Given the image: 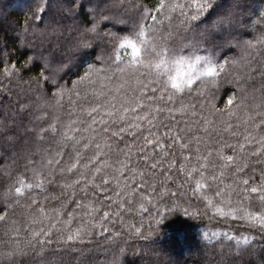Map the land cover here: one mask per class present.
Returning <instances> with one entry per match:
<instances>
[{"label":"trees","instance_id":"16d2710c","mask_svg":"<svg viewBox=\"0 0 264 264\" xmlns=\"http://www.w3.org/2000/svg\"><path fill=\"white\" fill-rule=\"evenodd\" d=\"M160 2L0 0V216L5 217L0 220V264H202L205 256L212 264H261L264 220L217 211L227 213L232 207L264 216L259 195L244 198L236 188L234 169L224 171L222 184L209 180V187L195 192L194 182H186L179 168L185 156L196 163L197 148L202 155L212 150L210 163L217 167L210 166L206 175H219L215 150L221 145L236 146L250 132L254 141L249 151L259 146L264 136V43L259 42L264 37V0H213L214 6L199 14L190 6L193 0H164L184 7L156 11ZM139 26L145 27L149 43L141 46L137 70L121 72L132 57L130 49L118 47L117 39ZM161 50L178 57L211 56L224 71L215 85L199 80L167 105L191 106L185 115L164 112L156 127L140 121L141 127L130 134L128 123L150 109L137 108L127 122L118 119L119 112L128 106V98L140 95L138 80H155L149 65L158 62ZM6 68L13 70L11 75ZM153 87L144 89L145 104L160 95ZM109 110L116 116L109 117ZM204 120L214 121L207 132ZM169 129L173 134L185 129L180 135L190 147L167 149L164 164L153 171L154 160L142 159L153 155L143 137L156 132L171 144V137H165ZM97 143L106 155H96ZM128 153L130 168L137 171L123 169L120 183L134 185L135 191L117 196L116 181L105 185L102 178L116 176L118 161ZM224 153L233 151L225 148ZM172 160L176 165L168 179ZM77 161V168L68 172ZM104 161L109 167L94 174ZM248 163L244 175L259 183L264 162L250 157ZM37 174L44 187L16 197L18 181L35 184ZM224 185L232 189L216 196ZM41 230L47 235L33 237ZM253 248L256 255L251 257Z\"/></svg>","mask_w":264,"mask_h":264},{"label":"snow or ice","instance_id":"6c2138e0","mask_svg":"<svg viewBox=\"0 0 264 264\" xmlns=\"http://www.w3.org/2000/svg\"><path fill=\"white\" fill-rule=\"evenodd\" d=\"M190 6H195L197 8V14L200 12H203L206 9L212 8L213 0H203L201 3L200 0H193V4ZM184 5L181 4H165L164 0H161L159 7L156 9V11H161L166 8L170 9H176V8H183ZM195 18V17H193ZM157 17L155 15H152V20L156 21ZM134 37V38H130ZM260 43H264V37H261L259 39ZM149 43L146 30L144 26H139L138 31H134L131 35H125L122 37H118L117 44L120 49H130L131 50V57L132 59L128 62V65L125 68H121L120 71L124 72L128 69H131L132 71L137 70V62L139 61V54L141 52V46H145ZM251 46V45H250ZM156 55L159 57V61L156 62L154 65H152V68L159 69L162 65L166 67L165 60L170 56V54L166 50H161L160 52H157ZM116 60L120 61L121 57L119 55L116 56ZM205 61L207 65H210L207 67V70L204 73H198L196 76L191 75V70L194 68L195 64ZM184 62V57H180L179 60L176 61V63L179 65L180 63ZM142 64L143 62L140 61ZM146 66V65H145ZM224 65L218 64L214 61V59L211 56H201V55H195V61L191 64H188L189 72L187 75V78H185V74L182 71H179L178 74L181 76V80H177L175 76L170 77V85L166 82L163 86L160 83L159 78L155 80H150L148 83H143L142 81H137V84L139 86V96H134L131 98H128L125 103L128 105L126 107H123L122 111L119 112L118 119L120 121L127 122L128 120V114L132 113L135 114L137 108H149L150 111L144 112L143 115L135 116L134 120L128 123V130L131 134V129H139L141 127L140 121H146L149 127H156V121L159 120V117L162 113L167 112L169 116L172 115L173 112H179L181 115H185L191 106H185L181 105L179 108H169L167 105L169 103H172L174 100V97L177 94H180L184 92L186 89H191L193 85L200 80L201 76L206 78H213L210 80V83L212 85L216 84V77H218L223 71H224ZM12 69H5V72L9 75L12 74ZM155 84L156 87H153L152 91L160 92L159 96H153L148 98V103L145 104L144 100V89L148 88L150 85ZM171 89H175V91H172ZM166 95V99H165ZM157 101H163L164 104L161 105L160 103H156ZM229 104H232L233 101L229 100ZM99 108V105L97 107L91 108L89 110V114L96 112ZM228 115H233V112L231 109L228 110ZM107 115L109 117H115L116 113L112 110H109L107 112ZM95 123V121H93ZM205 127L203 131L207 132L209 129V126L214 125V121L204 120L203 121ZM261 124L264 125V121H261ZM254 127H260V125H254ZM231 128V125L229 124L228 127H226L224 130L228 131ZM126 129L121 127L119 129V133H123ZM107 131V129H105ZM185 131V129H180L176 133L173 134L172 130L169 129L167 133H165V137H171L172 143L167 144L165 142H162L164 137H161L156 132H149L148 136L143 137L144 142L147 146H151L153 148V155L151 157L143 156L142 159L147 162L150 158L154 160L153 163H151V170H155L158 167L162 166L167 159L169 152L167 149H171L174 146H179L181 150H188L190 147V142H186L184 137L180 135V132ZM118 133L113 132L112 135L116 136ZM235 135V133H233ZM65 139H74V137H68L65 136ZM197 144H199L200 139L199 137H195ZM254 141V137H252V134L249 132L248 135H245L243 138V142H239L236 146H233L231 144H223L219 148L215 150V155L217 160L219 161V175H206V170L211 166L213 169L217 167L216 163H210V157L213 155V151L209 150L207 155L199 154V148H197V155L195 157L196 163H191V157L185 156L184 157V163L180 165L179 172L184 174L185 181H193L195 184L194 191L195 192H201L206 187H209L208 181H220V183H223L222 177L224 175L225 170H232L233 176L236 177L235 185L236 188L240 190L242 194H244V198L248 199L251 194H258L259 199L261 201H264V169H261V175L259 177V183H255L253 181V177L251 175L245 176L247 169L249 168L248 160L250 157H256L257 162L261 163L264 162V136H261V139L257 142L258 147L255 149V151H249L248 145ZM85 148L89 147V144L84 145ZM96 147V155L103 156L106 155L102 151V145L97 143L95 145ZM229 148L232 149L233 154L232 155H225L224 149ZM77 156H79V153H77ZM95 159V157H93ZM51 163V161H49ZM77 163H73L70 167H68L66 170L68 172H72L73 169L77 168ZM131 163V154H125L124 160L118 161L119 168L115 169L116 176L114 177H104L102 178L103 184H108L110 180L116 181V187L120 189L116 193L117 196L121 194V192L127 190L128 194L131 195L135 191V186H129L128 184H121L120 183V176L122 173V170L125 168H130ZM176 161L172 160L169 164V176L168 179H171V170L175 168ZM109 167L108 161H104L103 165L101 167H97L94 169L95 173H100L103 169H106ZM130 170L135 174L136 168L131 167ZM139 176L143 180L144 172L140 171ZM194 174H198L195 175ZM37 182L35 184L32 183H25V181L20 180L18 181L19 185L18 187H14V195L16 197H21L25 194V190H30L33 187L35 188H43L45 180L42 178H39V174ZM95 178V175H93V179ZM79 181H75L74 184H78ZM65 187H72V185H65ZM225 189H232V185H224L223 188H220L216 192V196H222ZM235 191V189H233ZM205 199H207V196H205ZM211 203V201H209ZM229 204H231V201H229ZM143 207V205H141ZM95 211V209H93ZM217 211L221 215H233L235 216L239 212H243V216L241 218L247 219L250 221L255 222L257 219L264 220V216L257 214V213H249L247 209H241V208H229V211L226 213L223 211L222 208H217ZM40 214L44 215V210L40 209ZM108 216V213H104V217L106 218ZM5 217L0 216V220H4ZM33 223H37L39 221L33 219ZM262 229H264V224H262ZM139 231V230H137ZM33 237H39L41 235H47V233L44 230H41L40 232H33ZM69 240H72L73 237L69 236ZM41 243H43L41 241ZM244 244H248L249 242L247 239L243 241ZM15 253H7L9 257L14 255ZM24 254V253H19ZM249 255L251 257H254L256 255V250L253 248L251 251H249ZM261 264H264V256L261 257Z\"/></svg>","mask_w":264,"mask_h":264},{"label":"clouds","instance_id":"9594fccd","mask_svg":"<svg viewBox=\"0 0 264 264\" xmlns=\"http://www.w3.org/2000/svg\"><path fill=\"white\" fill-rule=\"evenodd\" d=\"M134 38V37H130ZM180 57L178 56H169L165 60L166 67L162 65L159 69H153L152 65H149V71L151 72L154 79L159 78L161 85L163 86L166 82L170 85V77L175 76L176 79L179 81L181 80V76L178 74L179 71H182L185 74V78H187L189 68L188 64H191L195 61V55H189L184 57V62L180 63L179 65L176 63ZM157 61H159V57L157 56ZM207 65L205 61H201L195 64L194 68L191 70V75L196 76L198 73H204L207 70ZM203 82H210L208 78L201 76L200 78ZM175 91V89H171Z\"/></svg>","mask_w":264,"mask_h":264},{"label":"rangeland","instance_id":"374dc122","mask_svg":"<svg viewBox=\"0 0 264 264\" xmlns=\"http://www.w3.org/2000/svg\"><path fill=\"white\" fill-rule=\"evenodd\" d=\"M2 14L3 13H1L0 12V16H2ZM2 18V17H1ZM223 31H227V27H223V29H222ZM22 46H24V47H26L25 46V43L23 42L22 43ZM18 125H21L20 123L18 124ZM2 133H4V132H0V135L2 134ZM179 254L181 255L182 254V252H179ZM209 257V256H208ZM207 256H205V258H207V260L205 261H203L202 262V264H212L210 261H211V259L210 258H208ZM94 261H97L98 262V259L96 258V259H93ZM247 260H244V261H238V260H234V261H232V264H246L247 262H246ZM252 264H254V263H252Z\"/></svg>","mask_w":264,"mask_h":264}]
</instances>
